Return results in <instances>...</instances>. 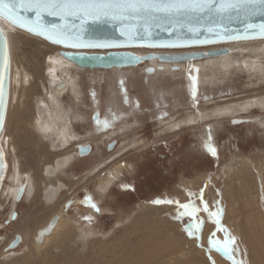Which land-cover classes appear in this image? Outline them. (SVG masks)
<instances>
[{
    "label": "rangeland",
    "instance_id": "1",
    "mask_svg": "<svg viewBox=\"0 0 264 264\" xmlns=\"http://www.w3.org/2000/svg\"><path fill=\"white\" fill-rule=\"evenodd\" d=\"M8 26L9 28H7ZM8 26L5 29L6 31L8 29L9 31L14 30V39L17 38L16 32L21 34L18 37L19 39H15L16 47L9 50V58L11 61L12 57L13 62L12 68L10 62V70L13 71L12 77H15L13 82L14 94L11 97V103L14 102V105L18 104L16 111L19 112L21 109L24 110V105H28L27 108L31 105L33 106L35 97L43 96L41 93L46 90L45 80H47L48 73L45 69L47 53L52 50L49 48L50 45L47 46L30 40L35 38L38 42L48 43L44 39L20 30L11 24ZM230 44L226 42L213 46L225 47ZM54 47L60 46L54 45ZM208 47L212 46L174 49L181 51L197 49L195 51H202ZM23 70H25V73ZM90 75L92 77L87 76L86 73L81 76L83 80L81 83L82 95L80 97L83 99L81 101L85 102V106H81L82 111L87 114L91 113V107L93 106L91 99L97 94L100 101L102 102L103 100L104 102H100L103 106L99 105L102 111L99 121L100 124L104 125V128L101 130L90 128L92 119H90V123L79 122L75 124V128L80 132V135L84 136L86 140L90 139L89 143L92 150L87 155L72 161L66 168L64 181L68 184L70 179V181L77 182L73 185L70 184L72 185L70 190H62L52 203L63 200H66V202L70 201L66 213L69 217L78 221L76 223L78 228H75V232L79 227H82L85 230L92 228V233L87 238H84L85 240L76 237L75 234L61 235L62 237L60 236L59 241L54 244L55 247L53 245L49 247V254L53 258V261L49 264H114L122 256L128 254L127 251H136L139 245L144 242V237H147L150 233L153 234L154 238L160 240H165L168 236H171L177 244L186 243L188 246H184L182 253L184 257L191 255L194 260L193 264H204L203 261L206 262L205 264H216V260L212 259V254L209 255L204 248L206 247V242H196L194 240L197 237V231L194 228V224H192V221L194 222L193 217L182 215L184 209H181L175 202L171 204H155L152 201L170 199L173 201L178 200L180 204L191 202L199 208V211L195 213L196 222L202 220L199 213L202 217L205 214L209 215L208 211H205L200 204V193L204 191L207 180L216 177V174L222 171L221 168L224 165L229 164L232 159L236 158L240 160V158L248 157L251 161L254 160L255 164L260 162L264 166V109L253 107V109L241 113V116H244L243 119H248V122L240 124H231L230 121L233 119L231 118L226 120L198 119L192 124H181L172 129L168 126L170 123H176L179 119L185 118L188 112L197 114L199 108L209 105L214 100L219 101L225 97H234L241 93L252 92L255 89L263 88L264 85L250 88L244 82L246 78L243 73H231L225 80L218 81L214 85L202 84L192 87L191 76L183 72L173 78L163 75L160 78V83L157 84L158 91L160 90L159 93L157 91L155 95H152L151 92H148L141 81L140 75L138 76L137 73L133 78L130 76L124 80L125 90L133 97V104L126 107L125 104L121 103V107H123L121 111L128 109L125 115L128 127L123 131H117L118 127L125 124L123 122L124 119L114 122V126L109 124V120L106 119L107 108L112 107L105 103L108 94L106 82L102 78L98 79L97 82L95 75ZM22 78L23 80L27 78V82H22ZM244 85L245 87H243ZM28 86L31 88L29 89ZM166 90H168V93H165ZM193 91L196 93L195 97L192 95ZM17 93L19 102L18 99H15V94ZM20 116L27 118V114L24 111ZM16 117L17 114L10 121L9 136H7L10 139L13 151L8 148L3 134L0 133V149L4 162L3 174L0 180V253L3 256L6 253L4 250L6 249V244L15 234L20 235L23 228L30 230L34 228L37 223L50 214L53 207L46 205L43 200L42 187L37 180L40 157L36 156L35 152L46 151L48 159H51L53 154L61 150V147H58L55 142L51 143L52 136L49 138L48 135L43 133V137L42 134L36 132L35 122H32L34 120H30V123L26 125L24 123L21 126H17L13 125L16 124V121H14ZM105 121L107 126H105ZM113 130H116L117 134L109 137L110 139L106 137L105 133ZM88 132L90 133L88 134ZM109 140H115V145L110 150L106 147L107 143L110 142ZM206 145L215 148V156L208 151ZM111 158H114L111 162H123L126 165H130L125 166L123 174L114 181L110 190L101 197L99 205H97L96 184L99 178L103 177V174L108 173L114 164L103 168L101 171L97 170V172L90 173L87 177H84L83 173L95 163L104 159L110 160ZM15 162H19L20 171H25L31 175L35 185L32 192L33 199L31 197L26 200L22 198L17 202L15 205L16 218L7 222L11 211L10 202L3 197L2 191L8 183L7 177L12 164ZM251 175L252 173L249 172L247 177L249 186L254 190L252 186H255V180ZM217 183L218 180L216 179L214 185ZM187 190H191L193 194H189ZM215 190L216 188H212L211 192L213 193L212 196L216 197ZM216 199L221 201L219 196ZM93 203H95L99 211L90 214L89 208H91ZM143 203L149 205L147 209L136 213L139 205ZM173 208L174 210L172 211ZM175 208L179 211L177 214ZM155 210L158 211L156 212ZM188 211H192V208L190 207ZM158 212L159 214H157ZM86 217H90V219ZM176 221H178L176 223L178 225L174 224ZM215 221L214 219L211 222L213 225L210 223L205 226V230L213 226L210 228L211 234H216L218 231ZM225 221H227L226 218ZM229 222L231 221L229 220ZM187 224L191 227L188 226V228ZM190 228L195 233V236L192 235L194 237L188 235ZM198 244L201 245L199 246ZM23 246V243H21L10 252H20ZM223 254L222 256L226 260L224 262L218 261L217 264H234L226 253ZM162 263L172 264L170 262L166 263V260L157 262V264Z\"/></svg>",
    "mask_w": 264,
    "mask_h": 264
},
{
    "label": "bare ground",
    "instance_id": "2",
    "mask_svg": "<svg viewBox=\"0 0 264 264\" xmlns=\"http://www.w3.org/2000/svg\"><path fill=\"white\" fill-rule=\"evenodd\" d=\"M8 25L10 24L0 17V26L5 30L7 35V40L9 44L8 50H11V48L16 47L15 39H19L18 37L21 34L16 32L17 38L14 39V30L12 29L11 31H9L8 29L6 31L5 29V27ZM7 28H9V26ZM30 40L35 41L37 43H43L47 46L50 45L49 48H51L52 50L47 53V61L45 64V69L48 72L47 80H45L46 90L44 91V93H41L43 94V96H37L34 98L33 106H29L28 109V105L22 104L24 105V110L19 109L20 111L17 112L16 110L18 104L14 105V102L11 103V97L14 94L13 82L15 81V77H12L13 71L10 70V91L7 106V114L1 133L5 138L4 140L6 141L8 148L12 149L10 139L7 136H9L8 130L11 124L10 121L11 119L13 120L12 117L17 114V117L14 120L16 121V124L13 125L21 126L24 123L26 125L30 123V120H34L32 122H35L34 127L36 132L42 135L44 133L48 135L49 138H51L50 136H52L51 143L55 142L58 147H61L62 151L60 150L58 153L53 154V157L51 159H48L46 151L40 153H38L37 151L35 152L36 156L40 157V163L38 168L39 175L37 180L38 184H40L42 187L41 192L44 198L43 200L46 205L53 207L50 214H48L39 223H37L34 228H32L31 230L27 228L22 229V235L20 234V242L19 244H17V246L21 243H23L24 245L20 252H10L15 248L7 249L9 242L14 237L8 241L5 246L6 249L3 248L6 251L5 255L3 256L0 253V264H49L53 261L52 256H50L49 254V247L52 245L54 246V244L59 241L61 235L67 236L70 234H75L76 237L84 239L92 233V228L85 230L82 227H79V231L77 230L75 232V228H78L76 226V223H78V221L67 215L66 210L68 207V201L66 202V200H63L61 202L58 201L56 203H52L56 196L60 194L62 190H70L71 186L77 182L70 181L71 179H68V184L64 181V178H66V168L71 164L72 161L81 157L77 152V146L79 144H89L90 152L92 150L91 144L89 143L90 139L86 140L84 136H81L80 132L76 130L75 124L79 122L90 123L89 121L90 119H92L91 115L95 110H97L99 112V118L97 119V121L92 120V126L90 128H92L93 130H101L104 128V125L100 124L99 121L102 112L100 106L103 105L100 104L101 101L100 98H98L97 94L91 99V103L93 104V106L91 107V113L87 114L82 111L81 106H85V102L83 103L81 101L83 99L80 97L82 95L81 83L83 78L81 76L83 73H86L87 76H91L90 74H94L97 82L98 79L100 80L101 78L104 79V81L106 82L108 94L107 98L105 99V103L109 107H112L109 109L106 107V119H108L110 122L109 124H112L113 126L114 122H117L120 119H124L123 122L125 123L122 126L118 127L117 131H123L128 127V125H126L127 119H125V115L127 114L128 109H126L127 112L121 111L123 109V107H121V103L125 104L126 107L133 104V97H131L129 93L125 90L124 80L130 76L131 78H133V76H135L137 73L138 76L140 75L141 81L145 85L148 92H151L152 95H155V93L158 91L159 88L157 87V84L160 83V78L163 75L173 78L183 72L191 76L192 87L195 85L198 86L202 84L214 85L218 81L220 82L222 80H225L231 73H243L246 78V81L244 82L247 83L250 88L262 86V84L264 85V38H259L255 40L252 39L253 41L237 40L229 42L231 44L225 46L229 49V52L222 55L209 56L205 58L187 60L185 62L181 61L177 63L172 61H158L157 59H151L143 61L136 67H127L120 69L113 68L109 70L97 69L96 71L84 70L82 68L77 67L74 63L70 62L69 60L63 58L60 55V51L66 50L65 48L54 47V45H51V43L49 42H38L35 38ZM221 47L222 46H212L205 48L202 51ZM195 50L197 49H194L192 51H181L179 49L174 48L146 47H136L131 49V51L139 55L147 53L178 54L180 52H193ZM10 62L12 64V68V57ZM173 64H176L178 66L177 70L172 69ZM145 66H152L154 68L153 73H145ZM42 69L44 70V68ZM25 70H23L24 73ZM100 75L101 77H99ZM21 81L26 83L27 78L25 80H23L22 78ZM243 87H245V85ZM28 88L30 89L31 87L28 86ZM27 91L29 92L28 89ZM165 93H168V90H166ZM15 99H18L19 102L18 93L15 94ZM253 107L264 109V87L255 89V91L252 92L243 94L241 93L240 95L234 97H225L224 99L222 98L219 101L214 100V102H211L209 105L207 104L206 106L199 108L197 114L194 112H188L185 118L181 120L179 119V121L176 123H170L168 127L172 129L173 127H177L181 124H192L198 119L226 120L231 118H244V116H241V113L247 112L250 109H253ZM23 111L27 114L26 119L23 116H20ZM134 122L136 123V121ZM166 129L168 128L166 127ZM117 131L113 130L108 133H105L106 137L109 138L114 136L115 134H117ZM89 133L90 132H88V134ZM137 147L139 146L137 145ZM113 159L114 158H111L110 160H101L100 162L92 165L89 169L87 168L86 172L83 173L84 177H87L90 173L97 172V170L101 171L103 168L114 164L111 167V170L105 175L103 174V177L99 178L98 183L96 184L95 189L98 195L97 205H99L98 203L100 202L101 197L110 190L114 181L123 174L125 166L130 165H126L123 162H111V160ZM252 161L248 157L242 159L240 158V160L236 158L232 159L229 164L224 165L221 168L222 171L220 173H217L216 177L206 181V186L203 189L204 191H202L201 193L199 192L200 204L204 207V202L207 203L208 213L216 212L218 209H223V213L221 214L219 219L220 224L223 226L224 229L227 230V232L217 231L214 238L223 241L225 240L226 235L228 234H231L236 238L234 245V247L236 248V251L234 253L235 261H243L244 264H264V166L260 162H257L256 165L254 163V160ZM18 163L19 162H15L12 164L9 175L7 177L8 183L4 186L2 191L3 197H5L6 200L8 199L10 202L9 206L11 211L10 214L8 213L9 219L7 220V222L13 220L12 216L14 215L13 213H16L15 205L17 202H19L22 198L25 200L29 199L30 197L32 198V192L35 185L29 173L25 171H20L21 169L19 170L20 164L18 165ZM249 172L252 173L251 176L254 177L255 180H253L255 182V186H252L254 187V190H252L249 186L247 177L249 175ZM240 173L242 174L241 176ZM216 179L218 180V183L214 185ZM212 188H216V197L219 196L221 201L216 199L215 196H212ZM187 192L189 194H193L191 193V190H187ZM148 206L149 205L147 203L140 204L136 213L143 212L147 209ZM177 208H175L176 214L179 212ZM173 210L174 208L172 209V211ZM155 211L157 212L158 210ZM96 212L97 211L94 208H89L90 214H94ZM157 214H159V212ZM199 215L201 216L202 220L198 221H202L203 223L199 231L196 232L197 237H195L194 240L196 242H206V247L204 248L207 250L206 252L209 253V255L212 254V259L216 260V264L218 263V261L224 262L226 259L224 258V256H222V254L225 252L216 251L215 247L209 244L208 242L211 236L210 228L213 226H210L208 230H205V226H208L214 219L216 220L217 218L210 217L208 214H205L203 217L200 213ZM225 218L227 219V221H225ZM228 218L231 222H229ZM196 221L197 220L195 215V219L194 222L192 221V224L196 223ZM177 222L178 221L174 222V224H176ZM188 224L190 225V223ZM188 224L187 227L189 226ZM211 225L213 224L211 223ZM182 227L184 226L182 225ZM144 238V242L139 245L138 249L136 248V251H127L128 254L125 253L126 255L122 256V258L119 261L117 260V262H114V264H157L158 261L164 260H166V263L170 262L172 264H193L194 260L192 259L191 255L184 257V254L182 253V251L184 250V246H188L186 243L177 244V242L174 241V239H172L173 237L171 236H168V238H166L165 240H160L158 238H154L153 234L151 233ZM198 245L200 246L201 244ZM203 263L205 264L206 262L203 261Z\"/></svg>",
    "mask_w": 264,
    "mask_h": 264
},
{
    "label": "water",
    "instance_id": "3",
    "mask_svg": "<svg viewBox=\"0 0 264 264\" xmlns=\"http://www.w3.org/2000/svg\"><path fill=\"white\" fill-rule=\"evenodd\" d=\"M115 2V0H114ZM221 0H215L218 5ZM236 8L226 12L211 11L189 13L182 16H167L155 14L153 16L124 13L120 16L100 14L99 17L72 14L62 17L42 12L38 18L35 12L25 13L29 18V26L36 32L44 31L45 35H38L27 28H20L13 24L6 15L0 14L12 26L38 36L47 42L65 48L60 55L84 70H109L136 67L146 60L181 62L222 55L229 52L227 47L213 48L207 51L180 52L178 54L147 53L139 55L133 51L135 47L146 48H192L205 47L233 42L237 40H252L264 38L259 25L264 24V4L259 0H232ZM38 21V22H37ZM55 26L63 31L64 43H54L47 36L52 34ZM0 76L3 77V94L6 107L3 109V125L7 114L9 99L10 59L8 41L5 30L0 26ZM75 45V46H73ZM104 45V46H99ZM173 70L178 66L173 64ZM152 66H145L144 72L153 73ZM99 117L95 110L92 120ZM231 124L248 122V119L233 118ZM0 127V133L3 129ZM115 140L107 143L110 150ZM90 151L89 144H79L77 152L85 156ZM4 162L0 149V180L3 174ZM70 204V201L67 205ZM12 218H15L16 213ZM20 242V235L15 234L7 249H12Z\"/></svg>",
    "mask_w": 264,
    "mask_h": 264
},
{
    "label": "snow or ice",
    "instance_id": "4",
    "mask_svg": "<svg viewBox=\"0 0 264 264\" xmlns=\"http://www.w3.org/2000/svg\"><path fill=\"white\" fill-rule=\"evenodd\" d=\"M261 4H264V0H259ZM237 4L232 0H221L217 5L215 0H0V14H4L8 19L20 28H27L29 31L36 32L35 28L29 26V18L25 16V13L35 12L39 18L42 12H47L50 15H60L62 17L70 16L72 14L83 13L84 15L99 17L100 14L114 16H120L124 13L153 16L155 14H165L167 16H182L189 13H198L211 11L213 8L217 12H226L230 9L236 8ZM38 22V21H37ZM260 31L264 34V24L259 25ZM55 36L49 34L48 39L54 43H64L62 39L63 31L59 30V26H55L53 29ZM38 35H45L44 31L36 32ZM2 35V30H0ZM75 46V45H73ZM104 46V45H99ZM195 91L192 92L195 97ZM6 107V102L3 94V77L0 76V127L3 125V109ZM99 122V121H98ZM105 126L107 122L105 121ZM210 139V137H209ZM209 152L212 155H216V150L213 146L206 145ZM202 191V190H201ZM202 199V197H201ZM155 204L161 203H177L181 209H184L182 215H188L195 219V213L199 211L195 205L191 202L180 204V202L170 199L161 200L156 199L152 201ZM96 211H99L95 203L91 205ZM192 211H188L189 208ZM204 210H208L207 203L204 202ZM223 213V209H218L216 212H210V217H216V225L218 231H225L226 229L220 224L219 217ZM90 219V217H86ZM202 221L194 223L196 231L202 226ZM192 229L188 230V235H194ZM215 233H212L209 238V244L216 247L217 251L225 252L229 259H232L234 264H244L243 261H235L234 253L236 251L235 237L231 234L226 235L225 240L221 241L215 239Z\"/></svg>",
    "mask_w": 264,
    "mask_h": 264
}]
</instances>
